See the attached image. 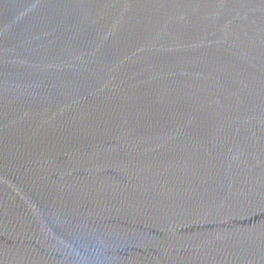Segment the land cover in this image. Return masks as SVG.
I'll list each match as a JSON object with an SVG mask.
<instances>
[{
  "label": "water",
  "instance_id": "water-1",
  "mask_svg": "<svg viewBox=\"0 0 264 264\" xmlns=\"http://www.w3.org/2000/svg\"><path fill=\"white\" fill-rule=\"evenodd\" d=\"M0 264H264V0H0Z\"/></svg>",
  "mask_w": 264,
  "mask_h": 264
}]
</instances>
